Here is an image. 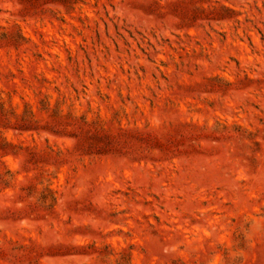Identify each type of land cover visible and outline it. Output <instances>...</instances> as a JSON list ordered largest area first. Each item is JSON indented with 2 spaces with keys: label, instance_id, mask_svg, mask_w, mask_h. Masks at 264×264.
<instances>
[{
  "label": "rangeland",
  "instance_id": "374dc122",
  "mask_svg": "<svg viewBox=\"0 0 264 264\" xmlns=\"http://www.w3.org/2000/svg\"><path fill=\"white\" fill-rule=\"evenodd\" d=\"M0 264H264V0H0Z\"/></svg>",
  "mask_w": 264,
  "mask_h": 264
}]
</instances>
